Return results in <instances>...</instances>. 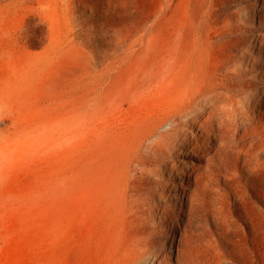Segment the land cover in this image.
<instances>
[{"label": "rangeland", "instance_id": "374dc122", "mask_svg": "<svg viewBox=\"0 0 264 264\" xmlns=\"http://www.w3.org/2000/svg\"><path fill=\"white\" fill-rule=\"evenodd\" d=\"M263 162L264 0H0V264H264Z\"/></svg>", "mask_w": 264, "mask_h": 264}, {"label": "bare ground", "instance_id": "6f19581e", "mask_svg": "<svg viewBox=\"0 0 264 264\" xmlns=\"http://www.w3.org/2000/svg\"><path fill=\"white\" fill-rule=\"evenodd\" d=\"M227 77V76H226ZM237 78V77H236ZM229 80V79H228ZM239 80V79H238ZM227 84V83H226ZM230 85V84H229ZM259 114V116H260V113H258ZM263 161V160H262ZM256 165V164H255ZM257 165H259V166H261V167H263L264 168V162L263 163H259V164H257ZM262 168V169H263ZM259 171V170H258ZM260 172H261V170H260ZM256 173V172H255ZM181 174L183 175V177H185V174H184V172H183V170H181ZM255 175L256 174H254V177H255ZM259 176V175H258ZM260 177V176H259ZM186 178V177H185ZM253 180H255V179H253ZM257 186H258V190L259 191H262L263 192V194H264V181L262 182V183H257L256 184ZM262 194V195H263ZM263 204H264V196H263ZM179 220H180V214L178 213L177 214V216H176V218H175V220L173 221V226H172V233H171V236H170V238H171V240H170V245H174L175 243H176V241H177V231H178V229H179Z\"/></svg>", "mask_w": 264, "mask_h": 264}]
</instances>
